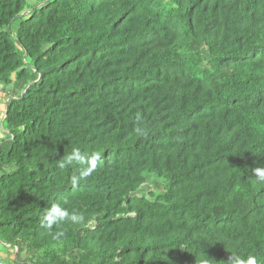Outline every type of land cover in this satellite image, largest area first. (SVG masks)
Returning <instances> with one entry per match:
<instances>
[{
	"label": "trees",
	"instance_id": "trees-1",
	"mask_svg": "<svg viewBox=\"0 0 264 264\" xmlns=\"http://www.w3.org/2000/svg\"><path fill=\"white\" fill-rule=\"evenodd\" d=\"M0 84L18 261L264 264V0H0ZM74 146L101 156L77 186ZM52 203L84 221L43 228Z\"/></svg>",
	"mask_w": 264,
	"mask_h": 264
},
{
	"label": "clouds",
	"instance_id": "clouds-1",
	"mask_svg": "<svg viewBox=\"0 0 264 264\" xmlns=\"http://www.w3.org/2000/svg\"><path fill=\"white\" fill-rule=\"evenodd\" d=\"M139 131V129L137 130ZM101 156L98 152L89 153L78 146H74L67 153L59 163L61 169L79 165L78 174L71 177V184L77 186L81 181L86 180L97 169L98 161ZM254 175L260 182H264V167L254 169ZM84 221V216L76 211H69L66 207L60 203H52L48 210L44 213L41 226L47 230H52L54 227L71 222L72 224H79ZM65 236V232L57 231L54 233V239H60ZM224 264H258V260L255 256L249 255L247 259L242 258L239 255L232 254Z\"/></svg>",
	"mask_w": 264,
	"mask_h": 264
},
{
	"label": "crops",
	"instance_id": "crops-1",
	"mask_svg": "<svg viewBox=\"0 0 264 264\" xmlns=\"http://www.w3.org/2000/svg\"><path fill=\"white\" fill-rule=\"evenodd\" d=\"M45 0H40L44 2ZM10 100L8 92L4 90L3 86L0 84V146L2 143L11 135V132L5 127L6 119V103ZM9 132V133H8ZM0 245L4 247L5 253L4 257L10 260L14 264H24L25 259L27 258V251H23L21 255V261H18L19 258V248L12 245L0 242ZM2 258V257H1ZM1 262L3 263L2 259ZM4 264V263H3Z\"/></svg>",
	"mask_w": 264,
	"mask_h": 264
},
{
	"label": "rangeland",
	"instance_id": "rangeland-1",
	"mask_svg": "<svg viewBox=\"0 0 264 264\" xmlns=\"http://www.w3.org/2000/svg\"><path fill=\"white\" fill-rule=\"evenodd\" d=\"M40 0H28V3L30 6H35V8L39 5ZM45 2V1H44ZM41 3V2H40ZM5 249L3 246L0 245V258L2 259L4 264H14L10 260H8L6 257H4Z\"/></svg>",
	"mask_w": 264,
	"mask_h": 264
},
{
	"label": "water",
	"instance_id": "water-1",
	"mask_svg": "<svg viewBox=\"0 0 264 264\" xmlns=\"http://www.w3.org/2000/svg\"><path fill=\"white\" fill-rule=\"evenodd\" d=\"M50 0H46L45 2H41L36 8H39L40 6L46 4L47 2H49ZM32 10H29V11H26L22 16H27L29 13H31ZM25 95V91L23 92L22 94V97H24ZM8 106H9V101L6 103V116H7V113H8ZM9 133V132H8Z\"/></svg>",
	"mask_w": 264,
	"mask_h": 264
},
{
	"label": "built area",
	"instance_id": "built-area-1",
	"mask_svg": "<svg viewBox=\"0 0 264 264\" xmlns=\"http://www.w3.org/2000/svg\"><path fill=\"white\" fill-rule=\"evenodd\" d=\"M0 264H3V263L1 262V260H0Z\"/></svg>",
	"mask_w": 264,
	"mask_h": 264
}]
</instances>
